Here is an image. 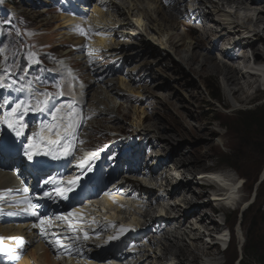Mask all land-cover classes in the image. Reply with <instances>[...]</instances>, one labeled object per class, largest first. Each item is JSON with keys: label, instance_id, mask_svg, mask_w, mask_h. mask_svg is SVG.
Returning <instances> with one entry per match:
<instances>
[{"label": "rangeland", "instance_id": "1", "mask_svg": "<svg viewBox=\"0 0 264 264\" xmlns=\"http://www.w3.org/2000/svg\"><path fill=\"white\" fill-rule=\"evenodd\" d=\"M117 1L123 5H130V0ZM188 1L191 9L207 11L211 19L206 22L214 30L213 35H207V42L202 43L200 39L205 33L200 19L195 22L187 21L180 28L181 32L188 33V36L193 38V42H196L194 53L198 58L207 55L216 63H226L237 70H248V59L235 61L226 57L223 50L230 48L229 44L238 37L249 36L246 27L249 25L254 27V24L246 17H253L256 11H264L262 4L264 0H252L246 5L222 0H202L203 3L200 0ZM56 4V0H0V46L6 50L0 53V68L6 65L12 69L10 74L0 71V75L6 76V83L13 81L14 78L17 80V85L32 81V88L37 96L44 91L54 93L53 103L56 105L66 104L69 100L75 99L76 106L80 109L82 107L79 100L73 98L76 93L72 94L73 96L69 95L70 97L55 95L60 90L57 88L58 84L62 85L63 91L68 87L66 76L62 71L68 70L71 75H75L74 91L86 90V86L90 84L87 86L89 90L85 92L87 106L82 109L83 114L88 113L84 115L87 119L79 129V139L83 141L81 155H85L83 149L96 151L97 154L104 151L105 158L109 156L108 161L109 159L115 161L105 162L103 158L104 166L107 168L105 174L107 178L104 175V179L109 182V189L113 192L108 197L117 199L120 206L118 208L117 205L108 206L106 211L109 213H104L103 202L108 197L93 201L94 208H90L91 212L83 211L79 217L76 215V218H73V224L75 223L73 227L78 229L77 235L83 237L84 233L79 225L85 224L86 228H94L96 225L94 220H101L102 217L107 216L106 214L113 216L117 213L120 216L116 217L118 220L122 219L121 216L137 215V219L139 218L142 223L149 224L146 231L153 229V232L145 234L146 236L140 239L142 246L128 250L131 253L136 252V256L129 262L128 260L122 262L121 259L113 263L107 262L108 264H179L178 259L169 261L172 256L163 252V238L169 234L174 235L177 245L202 256L198 264H206V260L214 261V258H217V261L213 264H229L228 262L261 264L260 260L264 261V216L262 215L264 212V124L261 127L257 123L245 124V119L241 115V112L249 111L258 115L264 113L261 112L264 106V82L260 80L261 78H256L252 84H248L245 78L240 80L244 90L240 97L244 100L247 96L252 98L250 103L240 102L227 92L220 73L210 69L203 70L197 63L190 66L181 64L179 56L185 52L182 46L173 48V51L168 53L167 49L161 48L157 43L160 38L158 35L148 40L147 33H141L135 30L136 28L127 26L126 34L107 36L109 39L107 47L101 49L96 46L95 34L91 35L90 39L89 35H76V31L74 36L70 37L69 23L66 22L64 25V19L61 17L74 16L73 10L70 9L67 14ZM65 4H68L67 1ZM211 5L219 6L221 10L232 14H236L237 11V20L239 19V23L244 27L225 40L218 41L222 35V28L218 23L225 20L222 14H210ZM106 13L108 25L112 19L121 20L112 5ZM137 15L135 20L139 18ZM124 23L120 22V25L123 26ZM98 33L100 31L96 34ZM260 34L264 37V31L261 30ZM80 36L88 43L82 49L76 50L82 43ZM144 38L151 49L166 52L165 56L159 59L158 55L161 52L155 54L157 57L148 56L143 52L141 57L135 60L126 58L127 65L125 69H121L123 60L129 55L127 52H131L138 45V40ZM121 46L128 51L122 50ZM258 47L264 52L262 42H258ZM95 51H99L98 57L93 53ZM237 52L242 56V53ZM30 53L35 55L30 56ZM87 53H91L90 59L84 58ZM244 54L250 57V50L245 51ZM65 64L68 65V69L63 68ZM142 66L148 68L149 72L140 75L138 70L140 71ZM198 70L201 74L196 72ZM81 71L85 76L78 75ZM21 77L24 79L21 80ZM205 84L216 86L219 98L212 100ZM85 99L83 97V100ZM5 100L7 95L0 99V117L7 110L8 103H4ZM32 103H35L34 98ZM158 139L161 142L159 145L155 142ZM80 146L81 143H78L76 147ZM112 146L115 147L113 151ZM133 149H136V152L127 159L129 161L137 159L135 164L124 162L122 157ZM196 157L201 159L202 165L207 166L204 168L205 172L225 173V170L221 171L219 168L226 169L237 183V203L225 204L223 208L217 207V202L211 195V188L205 189L207 193L204 197L205 201L211 199L212 202L205 208L209 209L211 206L219 208L213 217L217 224L221 225L222 230L215 233L211 232V226L202 225L198 221L196 215L192 213L195 205L187 202L193 198L194 192L198 191L197 182L199 184L203 182L201 176L195 173L191 177L176 163L178 159ZM125 167L130 170L126 171ZM73 171L75 170L71 172ZM192 178L194 182L190 185L193 187V193L189 190L184 198L178 194H171L174 186L185 184ZM25 179L28 180L27 177ZM223 182L225 183L219 180L215 184L218 188L227 187ZM134 189H140L141 194ZM37 195L41 196L40 193ZM181 217L184 218L182 222L175 221ZM161 218L173 219L175 222L171 227L157 225L163 224L162 221L153 223ZM115 225L116 223H109L106 227L114 228ZM156 226H159L158 229ZM79 242L81 245L79 243L76 248L79 247L86 253H94L98 250L95 246V242H98L96 237L94 240L90 237L87 241ZM212 245H216L212 255L203 256ZM246 245L250 246L247 256L244 251ZM252 253L256 255L252 256ZM187 258L191 262L192 255H187ZM92 259L98 264H107Z\"/></svg>", "mask_w": 264, "mask_h": 264}, {"label": "bare ground", "instance_id": "2", "mask_svg": "<svg viewBox=\"0 0 264 264\" xmlns=\"http://www.w3.org/2000/svg\"><path fill=\"white\" fill-rule=\"evenodd\" d=\"M222 1L233 2L238 5H246V4H249V2H252V0H222ZM203 2L204 1H202V3ZM188 3H189L188 0H130V5L127 6V5H123L119 3L117 0H92V4H91V0H84L83 4L82 5L80 4L81 5L80 6L75 0H72L73 5H71V8L69 9L73 10L72 13L74 14V16H70V15L64 16L63 15L61 18L64 19L63 20L64 25L66 24V22L69 23L68 28L70 29L69 32H71L70 37H73L75 34L74 32H76L74 30V26L84 22L82 26L88 28L89 36L91 37V35L93 36V34L97 36L95 38L96 46L100 49L102 47L103 48L107 47L106 44L109 41V39H107V36H110L112 34H114L115 36L117 35L120 36L123 33L126 34L125 30L127 29V26L136 28L135 30L141 33L143 32L147 33L148 40L149 38L154 39V36L158 35L160 38L157 43L160 45L161 48L167 49L168 53H171L173 51V48L182 46V49L185 52H182L181 55L179 56L181 58L180 59L181 64H185V66L186 65L190 66V64L197 63L199 64L200 68L202 67L203 70L210 69L212 71H216L220 73L223 76L227 92L234 98H237L238 101L240 102L250 103L252 98H249L247 96L246 100H244L242 97H240L242 96L244 92L242 85L240 83L241 82L240 80L242 78H245L248 84H252L254 83V81H256V78H261L260 80L264 82V52L258 47V42H262L264 44V37L260 34L261 30L262 32L264 31V11L263 10L256 11L253 17L247 16L246 19L252 24H254V27H256V29L253 27V25L247 26L246 30H248L249 36L240 37V38L238 37V39H236L234 42L229 44L230 48L223 50L226 57L233 59L235 61L240 60V59L245 60V61L247 59L249 60L248 65H247L248 70H237L235 67L231 65L229 66L226 63H222V64L216 63L215 61H213L212 57L207 56V55H204L202 58H198L197 54L194 53L196 42H193L192 40L193 38L189 37L188 33L184 31L181 32L180 28L182 27V25L187 21L192 20L195 22L197 21V19H200L202 29L204 30V33H205V35L202 36L200 39L202 43L207 42L208 40L207 35H210V34L213 35L214 30L212 26L209 25L208 22H206L207 20L211 19L208 13H206L207 11L204 12L197 8L193 10L188 5ZM262 4L264 5V1ZM67 5L69 6V4ZM110 5H112L113 9L117 10V13L121 17V20L114 21L112 19L111 23L108 25L107 23L108 20L106 19L107 18L106 10L109 9ZM210 12H211L210 14L212 15L222 14L221 16H223L225 20L223 22L218 23V25L222 28L221 30L222 35L218 39V41L225 40L226 37L234 35L235 33L239 32L242 27H244V25H241L239 23V19L237 20V17H236L238 13L237 11H236V14H232L231 12H226V11L221 10L219 6L217 7L215 5H211ZM90 14H92L90 16L91 18H89ZM136 14H138L137 16L139 17L137 20H135ZM109 17L110 16H108V18ZM120 22L121 23L125 22V23L122 26L120 25ZM90 29L94 30V33ZM258 29H261V30L259 31ZM95 30L100 31V33L96 34L97 32ZM79 34L80 33L77 31L76 35H79ZM80 38L82 40V43L79 45V47L76 50L82 49L83 46H85L86 43H88V41L85 40V38L81 36ZM137 44H136L137 46L134 47V49H132V51L135 52V54H133L132 51L130 52L121 46L122 50H127L128 51L127 53L129 54L123 60V67L121 69H125V65H127L126 63L127 60H135L141 57L140 55L143 52L144 54H147L148 56H155V54H158L159 52H161V50L157 51L156 49H151V47L149 46V43H147L145 38L138 40ZM126 48L128 47L126 46ZM130 48H133V47H130ZM247 50H250V57L244 54V52ZM237 51L242 53V56L237 54L238 53ZM93 53L96 54V57H98L97 53H99V51H95ZM122 53H126V52L122 51ZM161 53H159L158 55L159 59L160 57L163 58L166 54V52H161ZM94 56L95 55H93V57ZM90 57L91 56L89 55V53H87L84 56V58L86 59L87 58L90 59ZM63 68L68 69L69 67L68 65L65 64V67ZM199 70L196 72L198 74H201ZM147 72H149V69L143 66L142 68H140V71L138 70V73L140 75H142L141 73L144 74ZM62 73L65 74L66 82L68 85V87L64 91L65 92L64 97H70L72 94L74 95L76 93V95H74L75 97L73 98L78 99L80 106L82 107V109H84L87 106L86 99H85L86 98L85 92L86 90H89L87 86H89L90 84L86 86V90L81 89V91H78V92L74 91L75 85L73 84L75 82V75L74 74L71 75L68 70L65 72L62 71ZM78 75L85 76V74H83L82 71ZM14 80L17 81L15 78ZM95 84L96 83H94V85ZM19 86L20 85H17L16 83L13 89H0V99L1 97L7 95V100L9 101L8 105L6 106V109H7L6 111L10 109V106L17 99L23 100V99L29 98V94L27 91L17 92L14 90L16 87H19ZM69 93H70V96H69ZM81 93L85 95H82ZM83 97L85 100H83ZM87 114L88 113L85 112L83 116ZM51 119L52 117L50 113L48 112H45V113L29 112L25 117V122L28 123L29 125V128L25 132V136H30L31 132L35 130L36 127L42 121H50ZM12 134L14 133L11 132V130L7 129L6 126L1 124V127H0V156H1L0 157V209H2V211H0V236L5 237L4 245L6 247H12L14 249L13 251L14 253H16L15 251L16 242L10 239V237H23L26 242L20 254L18 256L16 255L17 260L13 264H98V262H96L92 258L96 260H101L100 262H103V263H107V262L113 263L117 260L120 261L121 259H122V262L127 261V260L129 262L132 258H134V256H136V252L133 251L131 253L128 250L132 249L133 247L142 246L143 244L140 243V239L148 235L149 233L153 232V229H149L147 231L145 230L138 237L133 238L131 240V243L133 245H130V246L127 245L126 247H124L125 244L128 243L127 241L128 237H130L131 234L136 233L139 230V227L141 226V224H142V227H146L145 223H142L141 220H139V218L137 219V215H130L127 217L121 216L122 219L120 220L116 219V217L118 218L119 216L117 213H114L113 216H111L112 214L110 213L111 215L106 214L107 216L102 217V220L105 223H108V222L116 223V225L114 228L105 226L99 232V233H102V235H100L99 237L98 235H96L98 239V244H99L97 248L99 251L97 250L94 253H86L79 247L70 248L71 245L69 243H72L73 240L72 239L68 240L67 238L71 236L74 237L77 234L76 232H73L68 227V223H69L68 220H60L56 218L59 217L62 213L71 212L73 209H77L80 215H81V212L83 213V211H85V213L87 211L89 212L90 208L93 207L94 202L93 203L91 201L88 202L89 200L88 197L85 199V201H83L85 196L91 195L93 197L92 199H96L95 195L98 194L97 196H101L100 198L102 199L105 197L106 195L105 193H107L106 196L108 197L109 194L113 193L112 191H110L111 189H109L110 184L108 183L106 179H103L102 183H99L98 180L96 179L93 182V184H91L92 190L88 191L87 193L83 192L84 193L82 195L83 199H81L82 204L80 201L76 202L75 205L77 204L79 205L75 208H73L74 204H73V201L71 200L72 198L69 196L70 193L68 194L69 198L64 199V201H66L64 205L57 202V200H54V199L50 200L48 198H42V199L37 198V197L35 198L31 192L29 193L30 188L25 184L22 178L18 177L15 171L20 169L19 171L29 170L30 172H32L31 175L33 178H31L30 184L31 186L35 184L38 185L36 192L41 193L40 197H42L44 191L53 190V185L51 184L45 185L43 183L44 180L47 179L49 176H55V177L62 176V172H59V170L66 167L68 160H63V159L53 160L51 157H43V156L37 157L36 159H42V158L46 159L47 158L46 160L49 161L50 172L47 174L48 170H45L44 167L38 166L35 168V164H38V162L35 163L34 161L35 159L33 161H29L27 160L25 156H23V153H19L18 155H15L13 154V150L2 149L3 145H5L9 141ZM147 134L149 135V132ZM220 137L223 139L221 135ZM160 138H163V137L160 136ZM158 140H156L155 142L159 145V143L161 142L160 140L159 141ZM20 141H22V144ZM26 143H27V140L25 137H16V140L11 145V148L12 149L20 148L23 152L24 151L23 145ZM81 149L82 148H78L76 150L75 152L76 156L81 155V151H80ZM114 149L115 147L112 146L111 150L113 151ZM139 151L141 152V148L139 149ZM135 152H136V149H133V151L129 150L125 154V156L122 157V159H124L123 161L124 162L128 161L132 164H135V161L137 159L135 161H129L127 159L128 156L133 155ZM9 154H12V156L11 157L8 156ZM109 160H112V159H109ZM93 161L95 165H97L98 163L99 165L104 163L101 155L93 159ZM13 163H14V166L13 167L10 166ZM176 163L181 169L184 170L186 174L192 177L195 175V173H197V175L199 174L201 176V180L203 181L201 184L197 182L198 191L194 192L193 198L187 201L189 204L195 205L192 213L196 215V217L198 218V221L202 225L211 226V232L215 233V232L221 231L222 230L221 225L217 224V221L213 217V214L218 212V209L220 207L221 208L225 207V204H230V203L236 204L237 203L236 199H237L238 187H237V183L232 179V174L228 170L223 169V168H219V169L221 171L225 170V173L205 172L204 168H206L207 166L204 164L203 165L201 164V159L199 157L192 158V159H178ZM74 164H76V162L71 161L70 163H68V166L69 165L73 166ZM37 168L39 170H37ZM72 169H76L77 171L75 172L81 171L78 168V165L74 166ZM124 169L126 171L130 170V168L127 169V167H125ZM101 172L102 174L105 175V172H106L105 167L102 168ZM45 176H47V178ZM263 176H264V173H263ZM225 177H226V180H224ZM193 180L194 178H192L191 180L188 179L185 184H179V186L177 187L174 186L173 190L171 191V194H178L184 198L186 197V194L189 192V190H192V193H193V187H191L190 185L194 182ZM219 180L225 181V183L223 182L224 183L223 185L227 187L218 188L215 183ZM208 187L211 188V191H212L211 195H212L213 200L217 202L216 205L217 207H219L218 209L215 206H211V208L209 209L205 208V206L207 205L210 206L212 203L211 199H209L208 201H205V198H204L207 195L205 189L206 188L208 189ZM134 190L135 192L138 191V194H141L140 189H134ZM17 196H22L25 198L30 197L33 203H40L42 205V207L39 209L41 215L52 217V224L44 226L45 230L48 232L47 236L42 234L41 229L39 227H34V225L39 223L36 217L28 215V214H24L21 211H19L18 213L15 211L11 212V210L8 209L11 206V204H14V202L16 201L15 198ZM135 196H138V195H135ZM116 200H114L111 197H108L105 199V201L103 202L104 213L105 212L109 213V211H106L108 206L114 207L115 205H117V208L120 206L118 200L117 201ZM82 205L84 207H82ZM95 207H96V204H95ZM208 210L210 212H208ZM10 213H17V214L11 215ZM53 218H55L56 220L55 222H53ZM69 219L72 223V220H71L72 217H70ZM183 220H184L183 217L177 220L175 219V221L179 223L182 222ZM159 221H162L164 225L160 223L157 224V222ZM175 221L173 219L166 220L164 218L163 219L161 218V219L155 220L153 223H156L157 225L163 226V227L167 225H170L171 227V225ZM78 223H80V221ZM81 226L83 230L85 231L86 230V228L84 227L85 224H82ZM121 226L127 229L122 234L120 232ZM159 226H156V228L158 229ZM242 233L244 236V232ZM114 236L117 238L109 239L110 237H114ZM164 237H165L163 238L164 242H167V244L163 242L162 248H163V252L165 255L172 256L169 259V261L178 259L179 260L178 262H180L179 264H198L199 263V259H201L202 256H200L198 253H195V251L193 250H188V248H184V247L177 245L176 238L174 237V235L169 234L168 236H164ZM56 238H60L62 241V244L65 245L66 247H58V246H54L53 244L49 243L50 240H54ZM91 239L94 240L93 237H91ZM107 240L109 241V243H107L108 242ZM197 240H200V239H197ZM75 245L79 246V243L78 244L75 243ZM215 246L216 245H212L211 248H209L206 252L203 253V256L208 257L212 255V251ZM2 255H11V253L9 254L0 253V257ZM100 255H103V256H100ZM187 255H192L191 262H189ZM213 260L214 261L206 260L205 263L213 264L215 263V261H217V258H214ZM228 263L231 264L230 262Z\"/></svg>", "mask_w": 264, "mask_h": 264}, {"label": "snow or ice", "instance_id": "3", "mask_svg": "<svg viewBox=\"0 0 264 264\" xmlns=\"http://www.w3.org/2000/svg\"><path fill=\"white\" fill-rule=\"evenodd\" d=\"M10 23V22H9ZM74 30L78 31L81 35H88V29H85L82 25L74 26ZM6 50L4 47L0 46V53H4ZM30 56H34V53H30ZM91 55V53H89ZM37 63L39 61H36ZM31 65H29L30 67ZM5 74H10L12 69L8 68L6 65L0 68ZM24 71V69H21ZM6 76L0 75V89H13L17 81L13 80L11 82H5ZM21 80L24 77L20 78ZM32 81L27 84H21L14 90L17 92L27 91L29 94L28 99H17L8 111L3 112L2 117H0V124L6 126L7 129L11 130L16 137H25L27 143L23 145L24 151L23 155L29 161H33L35 158L51 157L53 160H68V158H75V152L77 150V144L83 143L79 139V129L86 122L83 116L82 109L76 106L75 100H69L66 104L56 105L53 103L54 94L51 92H41L38 96L36 95L34 89L32 88ZM83 87V85H81ZM57 88L60 89L55 95L64 96L65 92L62 89V85L58 84ZM70 95V93H69ZM35 99V103H32V99ZM4 103H9L5 100ZM29 112L38 113H50L52 119L50 121H42L35 130L31 132L30 136H25L26 130L29 128L28 123L25 122V117ZM97 156L93 153L90 157L82 159L78 168L81 170L79 174L73 176H49L44 180V184L53 185L52 191H44L42 198L54 199L55 196H59L62 199H68V194L73 192L80 185L82 176H86L92 171L91 161ZM55 193V196L53 195ZM107 195V193H105ZM26 207L21 209V212L34 216L38 219L39 223L34 225V227H39L42 234L48 235L45 230V225L52 224V217L41 215L39 209L42 207L40 203H33L30 197L25 198ZM2 211V209H0ZM11 215H16L17 213H10ZM77 215L79 217L80 213L77 209H73L72 212L62 213L56 219L68 220V227L76 232L77 229L72 226L70 217ZM123 226H121V234L126 231ZM98 235V233H97ZM88 232L83 233V237L79 235L75 237H69V239H78L82 241H87L89 239ZM117 237H110L109 239H116ZM10 239L16 242V255L18 256L25 246V240L23 237H10ZM5 237L0 236V253L9 254L14 251L12 247H6L4 245ZM50 244L58 247H66L62 244L60 238L49 241ZM14 256L9 255V259H14Z\"/></svg>", "mask_w": 264, "mask_h": 264}, {"label": "trees", "instance_id": "4", "mask_svg": "<svg viewBox=\"0 0 264 264\" xmlns=\"http://www.w3.org/2000/svg\"><path fill=\"white\" fill-rule=\"evenodd\" d=\"M207 91L209 92V96L212 100H216L217 98H219V94L218 92H216V90H218V88H216V86H210L208 84H205ZM261 112H264V106L261 109ZM241 115H243L244 119H245V124H254L257 123L259 127L262 126V124H264V113L258 115L256 112L253 111H249V112H241ZM262 119V120H261ZM262 215L264 216V212H262ZM250 246L246 245L245 247V255L247 256L248 253V248ZM252 256H255L256 254L252 253ZM261 264H264L263 260H260Z\"/></svg>", "mask_w": 264, "mask_h": 264}]
</instances>
